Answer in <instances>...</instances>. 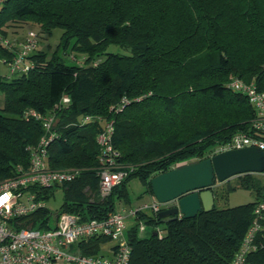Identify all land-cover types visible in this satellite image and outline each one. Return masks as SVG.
<instances>
[{
  "label": "trees",
  "instance_id": "obj_1",
  "mask_svg": "<svg viewBox=\"0 0 264 264\" xmlns=\"http://www.w3.org/2000/svg\"><path fill=\"white\" fill-rule=\"evenodd\" d=\"M36 24L39 33L62 29L58 47L81 61L66 64L60 56L37 47L24 57L26 73L0 75V181L29 167L28 146L44 134L40 121L26 119L28 110L48 114L63 95L70 103L56 111L47 147L51 169L84 168L71 182L40 192L48 201L59 188L58 212L47 207L23 218L24 227L51 228L53 214L101 219L127 205L126 185L138 178L152 197L150 178L180 162L209 158L208 152L229 143L238 133L254 135L255 110L245 95L227 87L232 76L254 82L264 92V0H3L0 4V60L16 56L17 45L5 47L9 27ZM18 26H22L19 25ZM33 32V31H32ZM111 46L122 52H111ZM124 52V53H123ZM72 59L77 61L76 56ZM127 102L121 110L111 106ZM121 107V105L119 106ZM84 116L95 120L82 123ZM96 118H100L97 120ZM113 121L112 146L131 172L101 198L96 175V136L102 122ZM237 186L213 190L211 210L163 223L156 214L137 212L126 237L128 264H229L254 220L255 205L264 199L257 174L236 176ZM216 184V181H214ZM88 188V193L84 191ZM247 189L254 200L217 208L224 191ZM33 189V188H29ZM39 197V198H40ZM164 225L139 237L138 225ZM155 233V234H154ZM109 240H81L82 254H103ZM256 249L244 264H264V218L255 235Z\"/></svg>",
  "mask_w": 264,
  "mask_h": 264
},
{
  "label": "built area",
  "instance_id": "obj_2",
  "mask_svg": "<svg viewBox=\"0 0 264 264\" xmlns=\"http://www.w3.org/2000/svg\"><path fill=\"white\" fill-rule=\"evenodd\" d=\"M3 0H0V4ZM3 45L12 48L8 39H1ZM37 47L34 32L29 31L24 40L17 45L16 56L8 62V76L16 73H26L32 64L24 62V57ZM4 63V61H3ZM227 87L233 92L245 95L255 110V117L251 127L254 135L238 133L229 143L221 146V151L240 149L255 146L264 153V92L257 90L254 82L247 83L232 76ZM127 101L122 99L120 105L111 106L110 110H121ZM70 98L63 95L55 104L51 112L42 114L35 110L25 112L26 119L33 118L40 121L44 134L34 146H28L29 167L24 170L16 167V175L0 181V264H128L131 248L126 237L128 220L137 212L149 210L152 214L168 209L171 203L160 204L154 197L149 203H143L135 208L115 211L101 219L82 220L78 214L63 213L51 217V228L45 230L32 229L22 226L23 218L46 207V201L41 199L40 192L64 183L73 181L84 168L51 169L47 161V147L56 135L51 133L55 125L56 111L65 108ZM100 120V118H96ZM95 120L91 116H84L82 123ZM113 134V121L102 122V128L96 136L99 149L96 175L99 183V195L106 197L111 189L120 184L132 170L120 162V153L113 148L111 138ZM264 185V169L258 174ZM33 189H29V188ZM88 193L89 189L85 188ZM40 197V198H39ZM254 220L245 237L229 264H244L246 256L256 249L254 238L260 229L264 218V199L254 208ZM177 218H181L177 214ZM159 237L162 232L157 230ZM92 237H103L111 245H104L107 251L97 256L82 254L79 242Z\"/></svg>",
  "mask_w": 264,
  "mask_h": 264
},
{
  "label": "water",
  "instance_id": "obj_3",
  "mask_svg": "<svg viewBox=\"0 0 264 264\" xmlns=\"http://www.w3.org/2000/svg\"><path fill=\"white\" fill-rule=\"evenodd\" d=\"M263 169L264 153L255 146L178 163L149 180L152 195L158 203H174L173 207L160 211L158 217L166 223L175 220L177 214L189 219L200 211L207 212L214 205V181L222 183L246 173L260 174Z\"/></svg>",
  "mask_w": 264,
  "mask_h": 264
},
{
  "label": "rangeland",
  "instance_id": "obj_4",
  "mask_svg": "<svg viewBox=\"0 0 264 264\" xmlns=\"http://www.w3.org/2000/svg\"><path fill=\"white\" fill-rule=\"evenodd\" d=\"M19 24V23H18ZM18 24L12 27H9L7 29V38L9 41H15L22 39L21 37L29 32L33 31L38 34V48L40 51L45 52L48 57L52 56L53 54H57L61 57V59L68 65L75 64L81 61L82 57L80 55L70 53V51H66L67 53L63 54L62 48L58 47L60 36L62 34V29L55 28L51 31V33L48 35L39 33V27L36 24H32L30 22L25 24H19L22 26H18ZM108 51L111 52H122L118 47L111 46ZM124 53V52H123ZM73 56H76L77 61H74L72 59ZM7 65L0 60V75L2 77L8 76L7 72ZM3 107V94L0 92V109ZM221 147H216L214 149H211L207 155L211 157L215 153H217L218 150H220ZM186 162V161H184ZM181 163V162H180ZM226 184L230 186H237L238 180L237 177L234 176L230 178L227 181H224L222 183L216 182V184L213 186V190L216 192H221ZM127 193L129 196V202L127 205L117 203L116 208L120 211L122 210H128L135 208L143 203H149L150 201V195L145 191V185L139 180L138 178H131L127 185H126ZM225 197L220 198L217 197L215 199V206L217 208H228L237 206L240 204H245L252 202L254 200V193L247 189L237 188L236 190H225L224 191ZM63 200V194L62 191L59 188H54V196L51 197L48 201H46V207L50 209L53 213L58 212L59 207ZM143 212L150 214L151 212L149 210H144ZM131 221V219L128 220V222ZM130 223V222H129ZM129 225V224H128ZM153 230H159L160 232H164V225L161 224L158 227H153L151 225H146L144 223H140L138 225V233L137 235L139 237H146L148 236ZM109 243V245H111ZM103 249L104 253L107 251Z\"/></svg>",
  "mask_w": 264,
  "mask_h": 264
},
{
  "label": "clouds",
  "instance_id": "obj_5",
  "mask_svg": "<svg viewBox=\"0 0 264 264\" xmlns=\"http://www.w3.org/2000/svg\"><path fill=\"white\" fill-rule=\"evenodd\" d=\"M217 153H219V152H217ZM216 154V153H215ZM258 175V174H257ZM215 185V184H214ZM153 197V196H152ZM173 206H174V203L173 202H170ZM172 206V207H173ZM171 208V207H170ZM163 210H165V209H163ZM162 211V210H161ZM177 218V217H176Z\"/></svg>",
  "mask_w": 264,
  "mask_h": 264
},
{
  "label": "crops",
  "instance_id": "obj_6",
  "mask_svg": "<svg viewBox=\"0 0 264 264\" xmlns=\"http://www.w3.org/2000/svg\"><path fill=\"white\" fill-rule=\"evenodd\" d=\"M150 198H151V199H150V201H151V200H152V197L150 196ZM150 201H149V202H150ZM129 222H130V221H129ZM129 222H128V223H129Z\"/></svg>",
  "mask_w": 264,
  "mask_h": 264
}]
</instances>
